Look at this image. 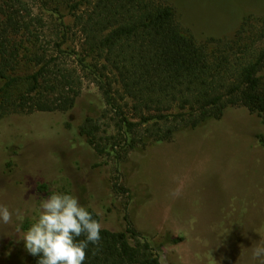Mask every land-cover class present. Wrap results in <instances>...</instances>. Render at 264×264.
Here are the masks:
<instances>
[{
	"label": "trees",
	"instance_id": "16d2710c",
	"mask_svg": "<svg viewBox=\"0 0 264 264\" xmlns=\"http://www.w3.org/2000/svg\"><path fill=\"white\" fill-rule=\"evenodd\" d=\"M71 37L77 48L65 46ZM85 82L103 107L83 118L78 133L118 164L130 151L220 119L227 107L262 116L264 15L243 18L229 36L200 40L163 0H0V119L65 112ZM124 219L121 230L101 226L85 264H161L157 247Z\"/></svg>",
	"mask_w": 264,
	"mask_h": 264
},
{
	"label": "rangeland",
	"instance_id": "374dc122",
	"mask_svg": "<svg viewBox=\"0 0 264 264\" xmlns=\"http://www.w3.org/2000/svg\"><path fill=\"white\" fill-rule=\"evenodd\" d=\"M163 1L200 40L229 36L243 18L264 15V0ZM76 45L71 37L65 46ZM101 107L98 90L85 82L65 112L0 119V205L13 213L0 224V264H34L22 238L41 201L57 193L91 207L105 228L124 229L127 216L161 264H261L252 253L264 245V115L227 107L220 119L130 151L118 164L78 133ZM168 235L181 240L167 243Z\"/></svg>",
	"mask_w": 264,
	"mask_h": 264
},
{
	"label": "clouds",
	"instance_id": "9594fccd",
	"mask_svg": "<svg viewBox=\"0 0 264 264\" xmlns=\"http://www.w3.org/2000/svg\"><path fill=\"white\" fill-rule=\"evenodd\" d=\"M40 206L38 220L23 235L25 250L38 257L37 264H85L89 244L101 240L98 220L78 198L68 194H52ZM12 219L9 207L0 205V224H10ZM81 236L84 239H79ZM252 256L264 264V245H258Z\"/></svg>",
	"mask_w": 264,
	"mask_h": 264
}]
</instances>
